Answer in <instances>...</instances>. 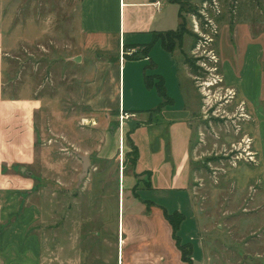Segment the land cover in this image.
Returning a JSON list of instances; mask_svg holds the SVG:
<instances>
[{
  "label": "rangeland",
  "instance_id": "374dc122",
  "mask_svg": "<svg viewBox=\"0 0 264 264\" xmlns=\"http://www.w3.org/2000/svg\"><path fill=\"white\" fill-rule=\"evenodd\" d=\"M77 1L0 0V32L9 49L2 56L4 92L39 99L36 160L26 169L36 184L20 210L32 204L38 213L25 227L36 228L39 264H128L139 247L122 245L120 225L116 247V226L138 212L127 198L137 187L128 177L132 124L117 111L110 73L91 86L93 71L69 60ZM247 34L264 60V0H194L181 7L179 28L165 38L179 65L164 73V93L184 107L191 130L192 205L175 234L188 243L183 255L189 253L190 264H264V120L252 118L240 99L245 90L253 96L250 79L245 86L236 82ZM180 49L197 59L196 74L180 65ZM162 252L171 264L170 250Z\"/></svg>",
  "mask_w": 264,
  "mask_h": 264
},
{
  "label": "crops",
  "instance_id": "0c3cea01",
  "mask_svg": "<svg viewBox=\"0 0 264 264\" xmlns=\"http://www.w3.org/2000/svg\"><path fill=\"white\" fill-rule=\"evenodd\" d=\"M155 2L159 5L156 6ZM193 2L77 1L71 34L73 41L68 46L72 53L69 60L74 64L77 61L78 70L93 71L91 86H100L102 73H110L117 111L127 116L126 124H132L128 138L135 156L128 177L130 184L137 187L127 198L130 207L137 206L138 212L126 215L125 227L123 216L119 224L121 185V195L117 194L116 226V247L119 225L120 233L125 234L124 240L120 238L122 245L133 242L139 247L129 254L128 264H170L163 250H170L171 264H183L164 214L176 212L182 215L192 205L189 191L191 130L184 107L176 108L166 96L167 101L163 102L155 87L158 81L164 82L163 75L169 68L173 67L176 72L179 65L177 53L162 47L161 35L176 31L181 7ZM246 38L250 41L246 42L249 44L241 59L236 82L245 86L243 79H250L249 91L253 96L246 90L242 97V90L240 94L237 92L252 118L264 120L262 48L251 41L249 34ZM1 42L3 44L0 32V264H39L36 228L25 227L28 222L36 221L38 213L32 204H25L20 210L23 196L29 194L36 184L35 177L26 169L36 160L38 144L33 115L39 99L26 93L14 96L11 90L4 92L1 76L6 63L2 56L7 55L9 49ZM180 65L184 68L182 62ZM229 82L237 86L233 80ZM99 99L100 96H96L92 100L98 102ZM81 102L87 104L88 101L81 99ZM143 175L145 180L142 182ZM141 194L145 198L140 197Z\"/></svg>",
  "mask_w": 264,
  "mask_h": 264
},
{
  "label": "trees",
  "instance_id": "16d2710c",
  "mask_svg": "<svg viewBox=\"0 0 264 264\" xmlns=\"http://www.w3.org/2000/svg\"><path fill=\"white\" fill-rule=\"evenodd\" d=\"M179 25H180V23H179ZM179 25H178V28H179ZM175 32L176 31H174V32H166V33H163L161 35L162 47L164 49H166L167 51H169V52L172 51V50L170 48H167L166 45L164 44L165 43V38L167 36H169V35L174 34ZM177 39H178V47H180L182 39H181L180 36H178ZM179 54L181 55L182 64L188 69L189 73L191 75L196 74V71L197 72L199 71V67L196 66L195 63H194V62L197 61V59L190 58V57L186 56L185 53H183L181 50L179 51ZM155 88H156V91H157L159 97L163 100V102L167 101V98L165 97L164 89H163V85H162L161 81H158V85ZM132 151L134 152V148L133 147H132ZM134 156H135V152H134ZM164 218L166 219V221L168 222V224H169V226L171 228V237H172V240L174 241L175 247L177 248V250L180 253V261L185 263V264H190V261L187 260V254L189 255V253H187L186 256L183 255V251H184V249L186 248V246L188 244H181L179 239H178V237L175 235L176 234V230L178 228V225H179V223L181 222V220L183 218L182 215H180L179 213L173 212L171 214H164Z\"/></svg>",
  "mask_w": 264,
  "mask_h": 264
},
{
  "label": "bare ground",
  "instance_id": "6f19581e",
  "mask_svg": "<svg viewBox=\"0 0 264 264\" xmlns=\"http://www.w3.org/2000/svg\"><path fill=\"white\" fill-rule=\"evenodd\" d=\"M122 117L120 118V122H121V125H122ZM120 145H121V152H122V140H121V143H120Z\"/></svg>",
  "mask_w": 264,
  "mask_h": 264
},
{
  "label": "built area",
  "instance_id": "2783aa9c",
  "mask_svg": "<svg viewBox=\"0 0 264 264\" xmlns=\"http://www.w3.org/2000/svg\"><path fill=\"white\" fill-rule=\"evenodd\" d=\"M154 4H155L156 6H157V5H159V3H158V2H155ZM120 114H121V112H120ZM124 116H125V114H124Z\"/></svg>",
  "mask_w": 264,
  "mask_h": 264
}]
</instances>
